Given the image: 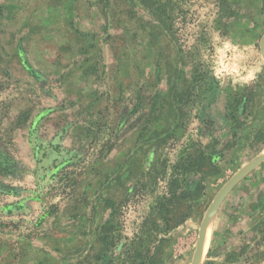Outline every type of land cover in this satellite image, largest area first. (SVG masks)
<instances>
[{
  "label": "rangeland",
  "instance_id": "1",
  "mask_svg": "<svg viewBox=\"0 0 264 264\" xmlns=\"http://www.w3.org/2000/svg\"><path fill=\"white\" fill-rule=\"evenodd\" d=\"M149 1L0 0V264H122L185 150L214 143L157 264H264V162L198 259L264 154V0Z\"/></svg>",
  "mask_w": 264,
  "mask_h": 264
},
{
  "label": "trees",
  "instance_id": "2",
  "mask_svg": "<svg viewBox=\"0 0 264 264\" xmlns=\"http://www.w3.org/2000/svg\"><path fill=\"white\" fill-rule=\"evenodd\" d=\"M143 3L148 5L150 1L143 0ZM188 95V92L176 94L179 97L178 103L187 105ZM161 140H166V136ZM207 148H203L201 144L196 148L192 144L185 150V156L175 165V170L170 175L164 192L152 203L139 233L134 236L129 245L123 246L121 256L126 254L127 256L133 254V256L125 258L122 264H157V261L161 260L174 233L188 221L192 203L202 195L206 178L220 173L214 152L219 153L223 149L217 150V144L214 143L208 154ZM163 171L166 178L167 165L164 166ZM192 175H200V180L193 190L187 191L183 189V183Z\"/></svg>",
  "mask_w": 264,
  "mask_h": 264
},
{
  "label": "water",
  "instance_id": "3",
  "mask_svg": "<svg viewBox=\"0 0 264 264\" xmlns=\"http://www.w3.org/2000/svg\"><path fill=\"white\" fill-rule=\"evenodd\" d=\"M264 51V50H263ZM264 162V154L260 155L256 160H254L252 163L248 164L246 167H244L237 175H235L227 184L226 186L222 189V191L217 195L215 200L213 201L211 207L209 208L204 221L202 223L201 227V233H200V238H199V243H198V259L201 262L202 261V256H203V247H204V242H205V237H206V229H207V224L209 222V219H212L214 213L217 211L218 207L220 204L223 202V200L231 193V191L235 188V186L243 180L245 177L246 173L250 170L253 169V166L256 163H261Z\"/></svg>",
  "mask_w": 264,
  "mask_h": 264
},
{
  "label": "bare ground",
  "instance_id": "4",
  "mask_svg": "<svg viewBox=\"0 0 264 264\" xmlns=\"http://www.w3.org/2000/svg\"><path fill=\"white\" fill-rule=\"evenodd\" d=\"M209 222H210V219H209ZM209 222H208V224H207V227H208V225H209ZM210 229V228H209ZM210 231V230H209ZM206 232H207V229H206ZM208 236H209V233H208ZM207 236V237H208ZM205 240H206V237H205ZM204 245H205V242H204ZM203 249H204V247H203ZM203 252V251H202Z\"/></svg>",
  "mask_w": 264,
  "mask_h": 264
}]
</instances>
